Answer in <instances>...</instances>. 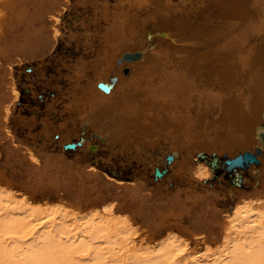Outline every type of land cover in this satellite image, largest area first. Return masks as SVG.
<instances>
[{"label": "bare ground", "instance_id": "6f19581e", "mask_svg": "<svg viewBox=\"0 0 264 264\" xmlns=\"http://www.w3.org/2000/svg\"><path fill=\"white\" fill-rule=\"evenodd\" d=\"M183 1L8 3L3 45L9 68L17 56L36 59L27 81L32 95L38 86L43 92L36 99L42 105L28 115L12 111L14 82L1 97L0 139L11 136L9 118L21 129L24 146L6 147L2 167H17L32 189L96 209L81 221L64 209L31 208L0 191V264H264V157L259 169L238 171L253 179L244 180L250 192L206 183L212 158L260 146L264 0ZM64 8L71 22L60 33L56 24ZM59 38L74 51L52 54ZM150 40L159 51H146ZM135 52L138 58L123 59ZM123 61L135 63L121 71L116 65ZM99 82L110 85L109 92ZM71 142L75 148L65 149ZM91 154L111 169L131 170L135 180L88 164ZM153 164V187L160 188L155 200L143 193ZM169 181L174 187L163 188ZM219 205L231 208L223 219ZM122 210L145 217L161 235L185 222L205 227L220 236L219 249H190L174 235L154 248L136 244L114 218Z\"/></svg>", "mask_w": 264, "mask_h": 264}, {"label": "rangeland", "instance_id": "374dc122", "mask_svg": "<svg viewBox=\"0 0 264 264\" xmlns=\"http://www.w3.org/2000/svg\"><path fill=\"white\" fill-rule=\"evenodd\" d=\"M10 1L11 0H0V100L2 101L1 97L5 94V92H8L11 86V81L14 82L16 89L18 91V96L14 100V109H12V111L14 113L21 112L22 115L23 114L28 115L30 114V109L36 107L37 105H42V103L41 104L40 102L38 103L36 99L40 100L38 94L42 93L43 89L41 90L40 86H38L36 88L38 93L34 96L32 95L31 87L29 86V82L27 81L28 80L27 75L30 74L29 71L30 69H32L34 65L33 63L36 59H30L25 56H17L16 57L17 60L15 62H12L9 68V63H8V60H6L7 57L5 55V46H6L5 33H6V22L10 16V11L8 8V3ZM196 2H197L196 0H184L183 1L184 4H188V5L195 4ZM70 12L71 11L69 8H64L63 12L59 15L56 28L59 29L60 33H63V31H66L68 28L67 26L71 22ZM48 26L52 29L51 24H48ZM156 43L157 41L150 40L148 44L146 45V51H150V50H153L155 52L159 51V48L155 46ZM151 44L152 46H150ZM179 44L180 43H177V45ZM138 49L140 48L136 47L134 49L122 50L121 52H125L127 50L134 51ZM73 51H74L73 47L68 46V45L66 46L64 40L59 38L55 46L53 47L52 54H58V55L63 56ZM138 61L139 59L136 60V62ZM134 63L135 61H129V62L123 61L120 65H116V66L121 67V71H122L123 68L125 67L130 68V65ZM8 68H9V71H8ZM50 73L51 71L49 72V74ZM121 75L125 76L126 73L121 72ZM0 104L1 106L3 105V103H0ZM8 121H9L10 130H11V136L10 134L7 136H4L2 134L3 138L0 139V191L3 193V196H7V195L12 196L19 203L24 201L26 206L28 205L31 208L36 207V208H41V209H50V208L64 209L65 211H68V213L71 214L72 216L76 215V216H79L80 218H83L81 221L83 220L85 221L86 219H91V214L94 211L93 209H96L94 208L95 206L93 205L83 206L81 203L73 201L72 198L62 195V193L52 194L47 191L32 189L25 183V178L20 177L17 167L12 168V169L2 167L1 155L5 151V148L12 147L14 149H18L19 146H22L20 144V141H22L21 139H23L21 129L16 128L13 125L11 119L8 118ZM74 140H77V137L68 139V141H74ZM22 148H24V146H22ZM21 152L25 153V150H21L20 153ZM66 156L68 159H71V158H74L75 155L72 153H67ZM262 159L264 160V158ZM88 164L94 165L97 169H99L100 171H104L105 173L112 176L113 178H116L122 181H134L135 180V177H133L131 170L129 169L121 170L119 168L111 169L109 165H106L105 163L96 159L93 154L90 155V160H88ZM163 164L164 166L169 165V163L166 162V159L165 160L163 159ZM153 166L154 164L151 167H149V170H148L149 171V174H148V181H149L148 187L149 188L147 190H144L143 193H146L149 196L152 194L151 197L155 200L158 198V193H159L160 188L155 189L153 187L154 186L153 174H152ZM161 167H163L162 164L160 165V168ZM255 168L257 170L259 169V166ZM242 179H243L242 182H237V176L229 177L225 175L224 172H221L219 170H212L211 176L208 178L206 183L207 185H210V187L215 186L214 189H219V187L226 185L227 188H230V187L239 188L246 193L250 192L251 190H249L247 185L244 184V180L248 179V181L252 183L253 179L251 178L249 179L247 174H244ZM169 183H171L169 184V186L166 183L162 184L163 188L165 186L170 187V188L174 187L175 183H172L170 181ZM161 189H162V186H161ZM217 208L220 210L221 219H223L224 215L226 213H229L230 212L229 210L231 209L229 206H220V205L217 206ZM114 216H115L114 218L118 217L117 219L120 222L119 226L123 227L124 231L127 232V234L126 232L124 234L125 237L129 238V235H131L130 236L131 239H133L136 244L141 243L142 246H145V247L154 248L156 245L158 246L165 239H167L169 235L170 236L174 235L175 237L177 236L180 237L184 241V243L187 244V247H189L190 249L193 248V246L196 247L198 250L205 251V252H211L212 249H213L212 252H215L219 249L218 241H219L220 236H217L216 234L215 236L214 234L209 235L208 233L210 231H208V229L205 227L198 226L197 228V226H192L189 222H185L183 223V225L180 226V228L178 229L176 227L171 228L169 229L170 233H168L167 235H164V234L161 235L157 229H154L152 226L148 224L145 217L143 218L140 217V215H138V213H135L134 211L122 210L120 212L119 211L116 212ZM185 240L187 242H185Z\"/></svg>", "mask_w": 264, "mask_h": 264}, {"label": "water", "instance_id": "95a60500", "mask_svg": "<svg viewBox=\"0 0 264 264\" xmlns=\"http://www.w3.org/2000/svg\"><path fill=\"white\" fill-rule=\"evenodd\" d=\"M139 56L140 55L138 52H135L134 54L125 53L123 59H136ZM126 71L127 69H125V72ZM112 80L114 81L115 78H113ZM97 86L104 92H109L110 90V85L103 82H99ZM75 146L76 143L71 142L65 144L64 148L73 149L75 148ZM260 157H264V132H260V146H255L252 151L245 150L243 153L238 152L233 157H228L227 154H222V156L220 157L212 158L211 161H209L208 163L213 170H219L221 172H224V174L229 177H234L238 175L237 182H242V177H239L238 171H242L249 174V168L251 166L256 167L259 165ZM171 160V156L167 157L168 162H170ZM154 174L155 176L159 177L161 176L162 172L158 168H155Z\"/></svg>", "mask_w": 264, "mask_h": 264}]
</instances>
